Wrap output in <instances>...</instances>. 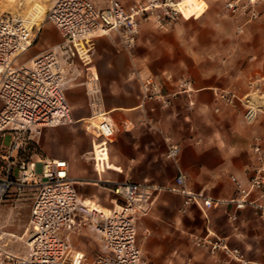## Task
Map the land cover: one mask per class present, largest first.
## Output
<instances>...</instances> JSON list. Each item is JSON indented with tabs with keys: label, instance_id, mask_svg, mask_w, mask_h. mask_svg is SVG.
Wrapping results in <instances>:
<instances>
[{
	"label": "crops",
	"instance_id": "1",
	"mask_svg": "<svg viewBox=\"0 0 264 264\" xmlns=\"http://www.w3.org/2000/svg\"><path fill=\"white\" fill-rule=\"evenodd\" d=\"M223 4L224 0H204L200 16L192 17H203L197 38L179 37L178 24L167 33L160 32L164 35L155 32L146 38L150 27L142 23L133 55L110 49L86 68L85 74L98 80L105 118L115 130L112 142L92 139L85 143L89 151L81 153L75 140L60 137L75 130L67 126L52 127L53 148L43 142L44 158L65 160L74 184L89 186L84 187L80 200L87 211L99 209L109 214L106 207L111 203L103 192L117 183L168 186L178 172L185 175L192 190L202 191L212 200L210 208L200 210L183 208L178 195L160 194L150 213L136 224L138 247L147 264H240L221 251L210 255L195 247V238L204 237L221 240L248 264H264V224L251 208L237 211L228 202L236 195L231 177L247 186L254 165V139L259 138L264 147V36L257 25L247 27L242 38L226 39L217 33L223 19L214 15L224 9ZM206 12L212 16L205 18ZM38 19L33 26L41 28L43 23L39 26ZM33 26H28L30 32ZM206 27L213 30L207 37ZM98 38L84 43L88 52L102 45V41H92ZM132 73L170 76L163 93L175 92L177 80L185 78L191 82L192 92L174 96L168 108L160 109L156 103L141 102L140 84ZM219 91L247 100L229 107L217 100ZM74 108L70 106L71 115ZM81 108V117H72L73 123L86 118L94 120L92 126L97 125L95 119L88 118L86 101ZM248 108L256 110L250 121L244 119ZM41 133L38 131L40 137ZM167 139L179 147L175 161L164 158ZM57 142L66 146L68 153H60L55 148ZM69 243L73 250H79L70 237Z\"/></svg>",
	"mask_w": 264,
	"mask_h": 264
},
{
	"label": "built area",
	"instance_id": "2",
	"mask_svg": "<svg viewBox=\"0 0 264 264\" xmlns=\"http://www.w3.org/2000/svg\"><path fill=\"white\" fill-rule=\"evenodd\" d=\"M183 1L130 0L125 4L119 0H53L46 20L55 27L60 40L22 65L15 64L17 55L32 46L34 29L37 33L40 28L33 26L27 32L19 16L9 13L0 17V203L11 189L21 190L30 182H38L25 232L26 252L22 256L10 252L0 232V264H87L86 254L73 250L69 243L70 234L82 223H88L100 241L99 254L91 264H147L137 244L136 224L150 213L160 194L178 195L183 208L211 207L212 200L202 191L192 190L185 175L178 172L168 186L117 183L109 190L115 196L109 214L89 212L81 205L65 160L16 161L13 157L34 128L73 123L65 92L74 85L82 68H88L86 41L115 35L117 48L130 54L136 47L141 24L149 21L158 27L171 24L183 17L180 11ZM223 8L233 17L243 19V23L236 24L238 34L246 23L264 17V0H224ZM132 75L139 81L141 102L156 103L160 109L168 108L174 96L192 92L191 82L185 78L177 80L175 92L163 93L170 76ZM81 85L85 87L89 118L97 123L95 134L89 132V122H83L84 119L79 122L95 139L112 142L115 130L105 118L97 78L88 74ZM219 97L229 101L223 94ZM6 135L10 138L7 146ZM167 143L164 158L175 161L179 147L169 139ZM251 150L254 165L247 186L231 177L236 195L228 202L237 211L251 208L264 224V147L259 138L254 139ZM15 168L18 176L13 178ZM231 219L235 220V216ZM194 244L210 255L221 251L240 264H248L237 250L219 239L195 238Z\"/></svg>",
	"mask_w": 264,
	"mask_h": 264
},
{
	"label": "rangeland",
	"instance_id": "3",
	"mask_svg": "<svg viewBox=\"0 0 264 264\" xmlns=\"http://www.w3.org/2000/svg\"><path fill=\"white\" fill-rule=\"evenodd\" d=\"M5 1L6 0H0V17L5 14H11L12 9H8V7H5ZM14 4L16 5L17 9H19L16 13L19 16L20 11H24L25 7L23 6V3L25 0H13ZM32 3V8L28 9V15L26 18L20 17L23 22L24 26H33L34 23L37 21V24L40 26L42 23V27L40 28L39 32H35V39L32 44V46L25 52H23L19 57L16 58L15 64L16 65H22L28 62L33 56L39 54L40 52L44 51L48 48V44H53L59 42L60 37L58 32L56 31L55 27L46 20V11L49 9L52 5L53 0H29ZM126 1V0H121ZM204 6L203 0H195L194 3L189 4L187 7H185L184 11L181 12L184 19L187 21H184L181 19V17L172 22L169 25H166L165 27H158L156 24H154L152 21L145 22L144 24H147L150 27V30L146 31L144 37L148 38L149 33H159L160 35H164L163 33H167L170 31V29L174 28L175 25L178 24V32L179 37H190V38H197L199 36L198 27H200L201 20L203 17L198 19H192V17H199L200 13L202 12ZM34 11V12H31ZM47 12V13H48ZM220 12V13H219ZM218 15L215 14V18L222 17V26L220 32L217 31V33H220L224 38L226 39H235V38H242L245 35V29L249 26L257 25L258 31L263 32L264 36V17L260 16L258 19L253 20L251 22L246 23L243 26L242 33L238 34L236 32V29L234 28L233 23H243L242 18H236L233 17L230 13H226L225 9H222V11L218 10ZM44 17V21L40 24L39 20ZM205 18H209L212 16L211 12H206L203 15ZM191 18V19H190ZM226 18V19H225ZM218 20V19H217ZM208 21V19H206ZM208 23V22H206ZM143 24V25H144ZM175 24V25H174ZM205 24V23H204ZM142 25V26H143ZM208 26H212L211 22L208 23ZM28 27V31L30 32ZM205 37L209 36L208 34H212L213 30L208 29L207 27ZM209 30V31H208ZM163 33H160V32ZM140 36V30L137 36V39ZM102 41V45L99 47H94L88 52L90 65H95L94 59L97 55H105L106 53L109 54L110 49L115 51H119L117 48V37H101L98 39H93L92 41ZM92 41H89V47L91 48ZM134 50L131 52V55H133ZM145 50V47L142 48ZM196 49V47H195ZM126 53V52H125ZM87 67L82 68L81 75L74 81V85L70 87L65 93L66 98L68 99L70 106H75V108L72 110V117L74 118L75 115H78L81 117L82 112V106H84L85 101L87 103L86 95H85V87L81 85L86 80V71ZM223 94L226 97H228L229 101L221 100L220 95ZM216 98L218 101L223 103L226 106L233 107L234 104L241 103L242 101L245 102L247 99L245 97H241V100H239L236 95L233 93L227 92V91H219L216 94ZM256 99L261 101V98H258L255 96ZM251 108H248L246 110V113L244 114V119H247L250 121L251 119L255 118L256 116V110L253 109L249 110ZM90 117V113L88 115V118ZM81 121V120H80ZM89 119H84L83 122H88ZM94 120H90L89 123ZM79 122V121H78ZM68 129L72 127L71 129H75L73 132H69V130L62 133L60 137L63 138H72V140H75V145L79 149L81 153H85L89 151V149H86L87 145L85 144L88 141H91L92 139H95L92 137L91 134L86 133L84 130V125H82L81 122L79 123H72L67 126ZM42 131L41 137L38 134V131ZM52 128H34L33 131L24 138L22 141L21 147L18 149L17 153L13 154L14 160H24V161H35L36 159H42L44 158V153L42 152L43 145H48L49 148H53V141L51 138L53 137L51 134ZM45 135L42 138V134ZM50 134V135H49ZM10 138L9 136H5L4 138V145H8ZM44 142V144H43ZM56 149L60 151V153H68L67 149L63 147V145L58 144V142L55 144ZM18 176L17 169L15 168L12 172V177L15 178ZM78 197L81 199V195L83 193V190L89 186H79L74 185ZM85 187V188H84ZM38 188V182L37 184H33L30 182L29 185H24V187L21 188V190H18L16 187L11 189L10 192L4 197L3 201L0 203V232L5 233L6 235L3 236V242L7 245V249L12 252L13 254H16L18 256H22L26 252L25 247V232L27 228V221L29 217V211L31 207V203L34 197V194ZM104 197H107L110 201L111 205L107 206L106 209H111L113 207L112 200L115 198V196L110 191H104L103 192ZM99 204V202H96ZM100 205V204H99ZM102 206V205H101ZM70 242L71 244L84 252L87 256V264H91L95 257L99 254L100 251V241L95 233V231L90 227L88 223H82L79 227L75 229L73 233L70 234ZM137 244L139 246L138 242V235H137ZM195 246V244H194ZM196 247V246H195ZM200 248V247H197ZM202 249V248H201ZM205 250V249H204Z\"/></svg>",
	"mask_w": 264,
	"mask_h": 264
},
{
	"label": "bare ground",
	"instance_id": "4",
	"mask_svg": "<svg viewBox=\"0 0 264 264\" xmlns=\"http://www.w3.org/2000/svg\"><path fill=\"white\" fill-rule=\"evenodd\" d=\"M191 1L193 0H184L181 4H180V11L182 12L183 8L185 5H187L188 3H190ZM32 3L31 1L29 0H25L24 3H23V6L25 7V10L24 11H20L19 13V17H23V18H26L27 15H28V9H31L33 6H32ZM5 7H8V9H12V12L11 14L13 15H17V11L19 9H17L16 5L14 4V1L13 0H6L5 1ZM48 10L46 11V14H47ZM18 16V15H17ZM46 16V15H45ZM43 16L40 20H39V23L41 24L43 21H44V17ZM25 30L28 31V27L27 26H24ZM25 51V49H22V51L20 53H18L17 56L21 55L23 52ZM91 124V123H90ZM97 125L95 126H92L90 125L89 126V132L92 133V134H95L93 133V129L96 127ZM89 212H95V213H99V214H103V215H108V213H105L99 209H91V210H88ZM2 236H4V234L2 233Z\"/></svg>",
	"mask_w": 264,
	"mask_h": 264
}]
</instances>
